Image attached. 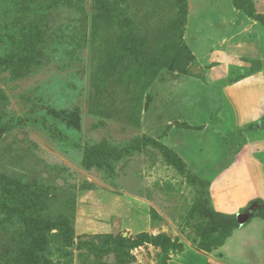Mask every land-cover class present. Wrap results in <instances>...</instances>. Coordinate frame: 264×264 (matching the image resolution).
Wrapping results in <instances>:
<instances>
[{"label":"rangeland","instance_id":"374dc122","mask_svg":"<svg viewBox=\"0 0 264 264\" xmlns=\"http://www.w3.org/2000/svg\"><path fill=\"white\" fill-rule=\"evenodd\" d=\"M249 1L255 16L237 0H0V57L33 39L0 66V252L31 225L25 187L51 237L71 224L65 264H264V0ZM204 210L248 219L214 246Z\"/></svg>","mask_w":264,"mask_h":264},{"label":"trees","instance_id":"16d2710c","mask_svg":"<svg viewBox=\"0 0 264 264\" xmlns=\"http://www.w3.org/2000/svg\"><path fill=\"white\" fill-rule=\"evenodd\" d=\"M237 3L239 7L247 11L248 15L255 16L253 6H251L249 0H237ZM116 9L118 8H113L109 5L107 13L103 15L104 23H109L113 22V20H116V18L120 15V13L117 12L118 10L116 11ZM119 12L122 11L119 10ZM98 16L101 15L99 14ZM100 18L101 17H99V19ZM256 18L262 20L264 17L256 15ZM120 21L121 23H123V20L120 19ZM127 37L131 38V35L128 33ZM11 41L12 44L10 42V46L12 45L13 49L11 51H6L0 57V66H4L10 63L12 56L20 57L21 54L25 53L27 47H29V45L33 43V39L30 36ZM22 190L23 192L20 193L21 202L19 204V209H21V216L23 217L24 223L26 222L28 226L30 224L31 225L26 230V235H24L23 233L17 234L16 237H13L9 242H5V244L1 247L2 251L0 252V255L3 258V262H1L0 264H57L56 261L54 262L55 258H58V262L65 264V258L67 257V254H69L67 251V247L69 245H72L73 239V230L71 228V224L66 223V226L63 225V234H51L53 235L51 237L50 232L52 230L51 228H53L51 223H48L47 221L42 219L33 222L34 220H30L28 216V214H38L42 211L43 206H35L38 203H31V201L36 200L37 198H39V196L37 194H34L33 192H29V190H27L25 187ZM23 205L30 207L29 209L31 211L27 210L26 207L24 209ZM10 209L15 212L14 210L18 209V207L14 205L11 206ZM204 211L205 216H209L210 218L215 220L214 231L218 232V239L212 242L214 246H222L224 242L233 234V232L241 226L237 219V215L224 214L208 210ZM31 217L34 218L35 216ZM247 222H249V220ZM137 244L138 242L131 243L133 247L137 246ZM200 247L198 248H200L201 250H204L206 252L210 251V246L208 245H201ZM119 254L126 259L130 258V256L125 252Z\"/></svg>","mask_w":264,"mask_h":264},{"label":"water","instance_id":"95a60500","mask_svg":"<svg viewBox=\"0 0 264 264\" xmlns=\"http://www.w3.org/2000/svg\"><path fill=\"white\" fill-rule=\"evenodd\" d=\"M237 219H238L240 225H243L244 220L248 219V215H246V214H243V215H241V216H240V215H239V216L237 215ZM247 221H248V220H247ZM247 221H246V222H247ZM246 222H245V223H246ZM245 223H244V224H245Z\"/></svg>","mask_w":264,"mask_h":264},{"label":"crops","instance_id":"0c3cea01","mask_svg":"<svg viewBox=\"0 0 264 264\" xmlns=\"http://www.w3.org/2000/svg\"><path fill=\"white\" fill-rule=\"evenodd\" d=\"M194 252H196V251H194ZM198 253V252H197ZM195 255H196V253H194ZM200 254V253H199ZM180 259V258H179ZM180 261V260H179ZM170 264H177L175 261H170ZM179 264H182L181 262H179Z\"/></svg>","mask_w":264,"mask_h":264}]
</instances>
